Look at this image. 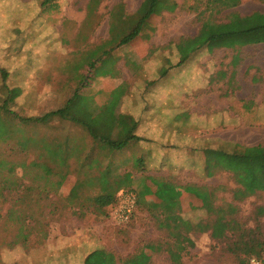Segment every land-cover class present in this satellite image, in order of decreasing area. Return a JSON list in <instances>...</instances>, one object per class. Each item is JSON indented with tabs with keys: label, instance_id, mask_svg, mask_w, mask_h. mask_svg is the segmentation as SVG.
Here are the masks:
<instances>
[{
	"label": "rangeland",
	"instance_id": "1",
	"mask_svg": "<svg viewBox=\"0 0 264 264\" xmlns=\"http://www.w3.org/2000/svg\"><path fill=\"white\" fill-rule=\"evenodd\" d=\"M22 1L27 0H0V162H7L0 165L4 173L0 175V241L5 243L16 231L5 222L7 209L14 205L15 211L24 204L30 209L17 210L31 212L41 241L49 233L51 237L58 232L71 237L81 227L87 248L104 249L121 260L144 253L149 256L146 264H238L229 246L242 232H256L257 224L261 228L257 232H264V214H257V207L264 209V195L241 197L237 178L221 167H212L211 175L206 176L205 150H222V133L221 117L217 116L213 127L204 120L211 119L205 114L215 113L223 103L237 98L244 109L260 110V116L245 115V124L255 125L244 126L246 142L249 136L264 140V43L235 36L229 42H204L202 36L226 34L241 24L251 26V18L264 16V0H168L176 3L174 11L152 16L147 31L128 46L107 47L102 59L100 46L110 39V10L122 5L124 17L125 13L142 14L150 0H100L91 15L87 14L89 0ZM114 20L116 24L122 21L119 16ZM203 42L204 46L194 50ZM34 47L37 67L51 68L35 70L31 66L9 76L12 60L18 55L30 58L24 52L34 53ZM187 54L188 59L179 64ZM84 57L98 61L93 77V72L88 73L90 66L83 64ZM83 73L89 79H110L113 86L125 84L127 100L116 111L132 114L143 139L122 152L98 157L102 165L90 170L82 162L94 159L96 150L78 124L58 118L47 123H21L18 119L42 116L63 106L77 86L75 81L86 78ZM36 74L31 97L5 105L8 90L18 86L28 90V83L34 81L28 76ZM88 81L91 86L93 80ZM123 88L116 89L114 99L122 95ZM80 94L83 98L77 97V103H86L88 113L97 115L106 108L113 111L115 100H102V93L88 99ZM4 105L14 116L2 111ZM7 127L14 132L5 136ZM65 138L83 152L69 156L65 165H56L47 156L46 146L61 143L66 147ZM137 158L141 164L134 163ZM42 165L52 168L53 174L45 176ZM8 168H12L13 180H2ZM102 168L110 169L112 177L129 175V182L121 188L133 192L137 203L126 224L117 225L111 218L113 210L98 208L94 201L100 192L97 177ZM64 172L68 184L57 189L56 173ZM77 179L81 183L72 197L70 190ZM152 179L179 189H206L212 194L211 208L182 193L178 206L168 209L157 198ZM145 188L151 190L149 194L143 193ZM16 195L23 196L25 203L16 204ZM230 206L237 210L230 212ZM220 217L230 227L215 225ZM197 224L210 229L201 231Z\"/></svg>",
	"mask_w": 264,
	"mask_h": 264
},
{
	"label": "trees",
	"instance_id": "2",
	"mask_svg": "<svg viewBox=\"0 0 264 264\" xmlns=\"http://www.w3.org/2000/svg\"><path fill=\"white\" fill-rule=\"evenodd\" d=\"M44 3H47L49 0H43ZM100 3V0H89L87 5V14L91 15L96 6ZM123 6L118 5L115 8H112L109 12V35L110 39L104 42L100 46V58L101 54H107V47H124L128 46L133 40L138 38L143 32L147 31L149 27V21L152 16H157L163 11L172 12L176 9L175 2H169L168 0H150L149 6L145 12L142 14L135 13L133 15H127L125 13V17L123 15ZM121 17L122 21L119 24H116V20L114 18ZM256 17V18H255ZM250 19L253 24L251 26L247 24H241V28L235 31H226L225 33L212 34L211 36H202L203 41L208 39L212 42L217 41L218 39H224L225 42H229L235 36L238 40H243L248 38L249 41L253 43H264V16H255ZM111 20L114 23L111 25ZM205 42V41H204ZM204 42L202 45H197L194 50L200 49L201 46H204ZM244 42V41H242ZM246 42V41H245ZM112 45V46H111ZM95 50V49H93ZM92 50V51H93ZM91 54V52H86L84 54ZM83 55V54H82ZM84 56V55H83ZM189 54L182 57L179 64H182L185 60H187ZM94 58H86L83 59V64L89 65L90 69H88V73L91 71L92 77L94 76L93 68H95V64L98 61ZM102 59V58H101ZM100 63V62H99ZM97 69V68H96ZM88 73H83L86 76L83 81H75L77 86L72 91V94L69 98L66 99V102L63 106L53 109L42 116L37 117H29V118H18L19 122L27 123H47L53 118H58L62 120H68L75 124H78L81 128H83L86 133L89 135L90 139L93 141V146L96 150L97 156L94 159L88 162H82L84 165H88V169L90 170L92 167H100L102 165L100 156H109L113 153L122 152L128 146L135 144L137 142H142L143 139L138 136L137 127L138 122L130 113H118L116 108L119 104L124 102L121 97L126 93L127 88L125 84H121L116 89L118 90L120 87H124L121 96L116 99L113 98V93H115L116 89L113 90L110 94V99L115 100V104L113 105V111L107 112V104H103L106 110H102L99 114L95 115L92 113H88L86 110L87 104L77 103V97H82L80 93L84 88L89 87V81L93 80L89 79L87 76ZM4 75V74H3ZM5 76V75H4ZM5 82V81H3ZM24 88H11L8 90L7 96L4 99L5 105L9 102H15L17 98L20 96L21 90ZM79 93V94H78ZM83 94V93H82ZM128 95V94H127ZM83 98V97H82ZM85 98V97H84ZM91 98V97H89ZM88 99V97H86ZM2 108V111L9 115V113L14 116L13 112H10L7 107ZM123 106V105H122ZM91 116L90 118L88 116ZM8 124V123H7ZM12 127H7V131L5 132V136L9 134V132H14ZM67 146L62 147L61 143H55V145L51 144L46 146L47 156L56 164V165H65L69 156L74 154H81L83 149L81 146L73 145L71 146L68 142L71 141L70 138L62 139ZM71 147V149H70ZM205 167H206V176L209 177L211 172L209 171L212 167H221L226 171L232 172L237 178L238 183L241 186V197L246 195H251L255 191H264V141L256 146L252 147H243V146H235L232 150L226 152L225 150L218 149H206L205 150ZM141 158L135 159V164H141ZM224 163H226L224 165ZM1 164H7V162H0ZM95 165V166H93ZM45 166V176L46 174H53L52 168H48ZM225 166V167H224ZM9 169V168H8ZM12 169V168H11ZM11 169L6 173V177L2 180H13L11 173ZM110 169L102 168L100 170V175L97 177L99 182V194L94 198L95 203L98 205V208H104L109 206L112 211L119 202V197L122 192L133 193L129 190H124L121 187L126 185L129 182V175H116L115 177L109 175ZM4 173L0 172V175L3 176ZM58 174V180L56 182L57 189L62 188L67 185L68 182L66 180V172L56 173ZM15 180V179H14ZM151 182L155 185V193L157 198L160 199L161 203L164 204L166 208H172L178 206L179 198L182 193L191 194L196 199H198L202 207L211 208L212 204V194L208 192L206 189L199 188L197 186H187L177 188L172 184L166 182H159L155 180H151ZM81 180L77 179L70 190V195L73 197L76 195V191L79 188ZM143 193L149 194L150 189L145 188ZM11 190L8 191L10 193ZM58 191V190H56ZM54 191V192H56ZM134 194V193H133ZM14 197V196H13ZM136 197V196H135ZM0 198L1 194H0ZM17 203L23 204L25 203L24 197H18L16 195L13 198ZM137 203V201H136ZM14 205L10 206L11 210L7 209L5 216V222L11 223L16 231L15 234L7 241H0V245L11 246L16 242L18 238H21V235L25 234L32 228V224H34V218L30 213H26V210H17V207L24 208V204L20 206H16L15 211H13ZM30 206V205H29ZM30 209V207H25V209ZM237 210L236 207L230 206V212H235ZM17 212V213H15ZM134 213V212H133ZM257 214H264V209L262 207H257ZM133 215V214H132ZM131 215V217H132ZM4 217V216H3ZM130 217V219H131ZM2 216H0L1 220ZM129 219V221H130ZM172 220V217H168V221ZM128 221V222H129ZM232 221V220H231ZM127 222V223H128ZM187 228L186 222H184ZM215 225H222L225 228L230 227L227 225V222L223 220L222 217L215 221ZM196 227L201 231L204 229H210V226L203 228L201 224H197ZM215 226L211 229L213 230ZM177 229V226L174 227ZM256 232H242L240 235V239L234 241L229 246V251L233 253L237 260L238 264H249V260L251 258L259 259L264 254V232H257V230H261L260 226L257 224L254 228ZM249 233L252 235L249 236ZM212 236L215 234L212 232ZM262 235V236H261ZM261 237V238H260ZM88 248L86 247V256L82 260V264H146L149 261V256L144 253H139L134 256H127L125 259H117L116 256L104 249H93L88 252ZM61 257V256H60ZM244 257V258H243ZM62 262H74V256H69L68 259H65L62 256ZM55 264V262H54ZM80 264V263H79ZM260 264H264L262 261Z\"/></svg>",
	"mask_w": 264,
	"mask_h": 264
},
{
	"label": "crops",
	"instance_id": "3",
	"mask_svg": "<svg viewBox=\"0 0 264 264\" xmlns=\"http://www.w3.org/2000/svg\"><path fill=\"white\" fill-rule=\"evenodd\" d=\"M30 1L31 0L22 2L27 3ZM1 20H4V18H1ZM0 33L2 32L0 31ZM1 37L2 36L0 34V38ZM33 50L34 53H32L31 50H28V52H24V54H31L30 58H28L26 55H18V57L12 60V70H7L9 76L16 74V70L25 71L26 69L28 70V67L31 68V66H34L35 70H38L39 68H51V65L37 67L36 61L38 58V54L36 52V47H34ZM163 58L165 57H162V59ZM19 73L20 75H22L21 72ZM37 74L35 76H28L29 79L34 78V81L32 83H28L30 84L28 86V90H21L20 96L17 98L18 101L28 99V96L31 97V85L35 86L37 84ZM92 83L93 84L91 86L82 90V93L84 94L83 96L96 97L97 95L102 93L104 95L102 97V100L108 101L110 99L111 92L116 89V86L119 87L121 85V83H118L116 84V86H113V82L110 79L106 80L100 77L94 78ZM20 87L21 86L15 88ZM35 94L36 92L33 93V95ZM121 99L123 101L127 100V93H124ZM240 103H242V101L237 98L229 100L228 102L221 105L222 107L219 111H216L215 113L205 114V116L211 118L208 122L206 119L204 120L205 124H209L210 127H213L214 123L217 120V116L221 117L219 119L221 122L220 129L222 136L219 143L222 150H225L226 152L232 150L235 146L252 147L264 141L254 140L253 136H249L247 139L249 143L246 142V137L244 136L246 131L244 129V126L254 127L255 125L247 126L244 121L245 115L252 117H254L255 115L260 116V110H250L246 108L244 109L243 104ZM229 134L235 135L230 136ZM137 135L140 136L139 134ZM259 195H264V191H255L253 194H251V196ZM35 227L36 224H32L33 229L30 228L28 232L21 235V238H18L16 242L11 246L0 245V264H54V262L55 264H82V260L87 254L85 253L87 241L83 228L80 227V230L79 228H76V234L73 235V233H71V237H68V235H62L59 232L54 233L51 237V234L49 233L48 237H45L41 241L37 235ZM88 245L91 244L88 243ZM88 250L91 251L90 248H88ZM62 256H64L65 259H68L69 256H74V262H62Z\"/></svg>",
	"mask_w": 264,
	"mask_h": 264
},
{
	"label": "built area",
	"instance_id": "4",
	"mask_svg": "<svg viewBox=\"0 0 264 264\" xmlns=\"http://www.w3.org/2000/svg\"><path fill=\"white\" fill-rule=\"evenodd\" d=\"M135 204L136 199L132 193L122 192L117 206L111 212L112 220L117 225L126 224L134 212ZM262 261H264V254L259 259L251 258L249 263L260 264Z\"/></svg>",
	"mask_w": 264,
	"mask_h": 264
}]
</instances>
